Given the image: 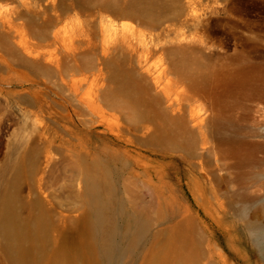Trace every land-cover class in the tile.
<instances>
[{
    "label": "rangeland",
    "instance_id": "rangeland-1",
    "mask_svg": "<svg viewBox=\"0 0 264 264\" xmlns=\"http://www.w3.org/2000/svg\"><path fill=\"white\" fill-rule=\"evenodd\" d=\"M6 20L59 65L0 72V264H264V0H0Z\"/></svg>",
    "mask_w": 264,
    "mask_h": 264
},
{
    "label": "bare ground",
    "instance_id": "bare-ground-1",
    "mask_svg": "<svg viewBox=\"0 0 264 264\" xmlns=\"http://www.w3.org/2000/svg\"><path fill=\"white\" fill-rule=\"evenodd\" d=\"M134 27L135 26L132 24H121L117 27L112 22H109L104 24L102 28L105 30V32H108L110 36H115L118 38V40L121 42L120 44L127 45L129 48L137 49L140 47H147L144 40L141 38V35L135 32ZM0 28L4 31L0 42V72L12 71L14 70L15 65L18 67L19 65L29 66L43 71L55 65V61L51 58H46L40 53L30 50L28 46L29 43L26 39V34L19 24H15L13 21L6 20L5 22H0ZM58 65L59 64L57 63L55 68ZM162 78L161 71L157 72L154 77L157 82H160ZM192 118V122L196 126L202 125L207 119L205 114H200L199 112L193 114ZM88 185H90V206L93 210L91 212L92 214L90 215V218L94 231V237L102 256L108 260H112L113 258H116L121 252V247L117 242V230L111 217L112 206L107 194H104L102 184L96 177L90 176L88 178ZM126 215L128 216V214ZM135 221L138 222L137 226H139L141 229L137 227L134 230L135 232L133 231V233H129L132 238V243L137 241L136 239H138V236H140L141 230L144 229V225L141 223V221H139V219H136ZM5 232L7 238L16 239V234L12 233L9 227L5 226Z\"/></svg>",
    "mask_w": 264,
    "mask_h": 264
}]
</instances>
